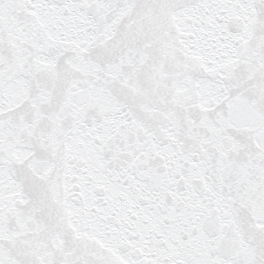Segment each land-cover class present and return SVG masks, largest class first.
Instances as JSON below:
<instances>
[{
  "label": "snow or ice",
  "instance_id": "obj_1",
  "mask_svg": "<svg viewBox=\"0 0 264 264\" xmlns=\"http://www.w3.org/2000/svg\"><path fill=\"white\" fill-rule=\"evenodd\" d=\"M0 264H264V0H0Z\"/></svg>",
  "mask_w": 264,
  "mask_h": 264
}]
</instances>
